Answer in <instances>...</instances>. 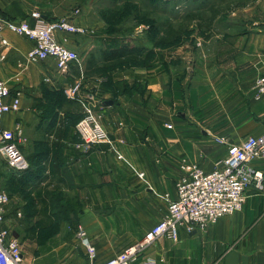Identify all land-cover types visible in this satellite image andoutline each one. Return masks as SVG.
<instances>
[{
    "label": "crops",
    "instance_id": "1",
    "mask_svg": "<svg viewBox=\"0 0 264 264\" xmlns=\"http://www.w3.org/2000/svg\"><path fill=\"white\" fill-rule=\"evenodd\" d=\"M243 1L239 6L208 9L206 30L216 27L218 33L211 42L198 41L199 53L181 71L172 68L173 57L158 54L155 41L135 46L149 48L146 59L133 60L135 66L109 77L103 72L96 75V66L109 64L101 54L110 48L109 33L96 31L95 36L71 39L79 56L84 53L74 70L84 66L86 71L74 81L86 82L83 94L92 93L104 103L112 101L97 109L109 143L86 152L78 147L74 126L88 102L65 98L64 104L56 103L65 82L54 76L51 59L46 67L25 66V100L20 94L19 113L5 115L2 122L7 129L16 123L22 126L25 158L30 166L36 165L35 171L31 166L34 173L28 174L25 186V222H15L13 198L5 213L6 227L25 225V264H57L51 241L65 233L68 225L74 234L77 227L86 231L97 263L117 256L163 219L168 200L175 198L182 160L210 172L221 167L225 157V147L215 144L214 137L238 144L264 132V104L253 100L252 91L254 81L264 75V0ZM19 5L17 0H0V12L13 21L27 20L33 11L46 20L61 15L44 0ZM2 36L8 46L0 49L5 56L0 59V79L12 94L21 93L18 83L12 82L13 72L33 43L7 31ZM45 76L52 82H42ZM71 104H77L79 112H72ZM251 166L264 175V160ZM81 252L76 264H87ZM150 261L264 264V192L249 187L241 211L222 217L204 231L180 230L174 243L156 240L131 264Z\"/></svg>",
    "mask_w": 264,
    "mask_h": 264
},
{
    "label": "built area",
    "instance_id": "2",
    "mask_svg": "<svg viewBox=\"0 0 264 264\" xmlns=\"http://www.w3.org/2000/svg\"><path fill=\"white\" fill-rule=\"evenodd\" d=\"M4 31L33 43L24 56L25 65L46 67L48 59H51L55 65L54 72L58 75L68 74L79 61L78 52L70 45V37L92 34L84 26L73 24L67 19L48 21L39 12H32L27 20L21 21L8 20L0 12V49L8 46L7 39L2 36ZM4 58L0 55L1 60ZM43 82L52 81L45 76ZM61 90L67 99L83 98L88 102L83 109L84 115L75 124L78 147L86 152L92 147L109 143L101 115L93 112L94 108L103 107L104 102L96 100L94 94H83L79 82L63 85ZM252 91L253 100L264 104V75L254 81ZM20 109V93L12 94L10 87L0 79V158L8 169L22 173L29 169V163L20 150V145L25 142L23 128L16 123L12 129H7L2 123L5 115H15ZM213 140L217 145L225 147L221 167L206 172L199 165L183 160L174 183L175 198L168 200V194L164 195L168 200L165 216L136 244L105 262L97 263L95 247L86 231L77 227L76 239L87 264H131L139 252L156 240L166 239L174 243L178 240L180 230L187 233L204 231L222 217L241 210L249 187L253 186L261 192L264 189V175L254 169L251 163L264 160V132L259 136H248L238 144L230 143L221 136ZM9 203L8 194L0 190V264H23L24 254L20 243L4 228ZM150 263L154 264L152 261Z\"/></svg>",
    "mask_w": 264,
    "mask_h": 264
},
{
    "label": "rangeland",
    "instance_id": "3",
    "mask_svg": "<svg viewBox=\"0 0 264 264\" xmlns=\"http://www.w3.org/2000/svg\"><path fill=\"white\" fill-rule=\"evenodd\" d=\"M44 1L45 3L51 5L50 7L53 8L54 12L57 11V13L61 14L58 15L57 18L55 19H61V18L67 19L69 22H72L73 24L75 23L77 25L84 26L90 31V33H92L90 35H85L84 37H88L91 35L95 36V34H97L98 31L99 33L107 31L109 33L108 42L110 43V47L123 44L124 43L123 41H126L125 45H129L130 47H135L138 44L146 46L149 45L150 42H155V41L158 42V39L162 35H165V32L168 29L167 27H169V25L172 24L174 29H176L180 33L179 39L176 40L172 44V46H168V47H165L158 43V48H159L158 54L159 55L167 54L169 55L168 57H173L174 60L172 59L170 62L172 68L175 71H181L185 67L188 68L190 66L186 64V62L188 60L193 59V57H195L196 54L199 53L201 44L198 43V41H202V40L207 41L209 39L208 42H211V40L215 36V33H218L216 27L212 28V31L210 32L206 30L208 29L207 22L210 18L208 9H210V11L212 12V8L214 7V5H216L215 10L217 9L220 10L229 7V4H232L233 6L235 5L239 6L245 2L243 0H44ZM17 2L20 4L19 5L20 7H22V5H25V0H17ZM33 12H37V11H33ZM84 37H79V38H84ZM73 38H75V36H71L70 41ZM198 38L201 39L198 40ZM148 49L149 48L146 47L137 50L139 51L138 53L140 54V59L143 58L146 59V57L149 55ZM83 57H84V53H80L79 62H81ZM146 61H142V63ZM18 63L21 64L20 68H18ZM18 63L15 66L16 70L13 72L14 78L12 82L14 81L13 83H18L17 85L19 87V91L21 92L20 94L22 95V99L25 100V85L23 84V80H24L23 74L25 72L26 65L24 59L20 60V62ZM135 64H137V62H134L133 60L126 62V64L124 63L115 66L104 64L102 66H96L95 71L94 69L93 71L94 74L96 75H100L103 72L107 77H109L112 76L113 74H117V72L124 71L125 68L133 67L135 66ZM161 64L165 65L163 61ZM27 65H35V64H27ZM52 65L55 66L54 63ZM74 68L75 67H72L69 73L66 75H58L55 73L54 76L56 78L57 77L61 78L65 82L64 83L65 85L66 84L71 85L74 82H79L80 88L82 90L83 84L86 82L83 79L75 80V81L74 79L77 77V74H80L81 72H84L85 75L86 74L85 68L84 66L82 67V70L80 69L74 70ZM100 81L104 82L105 78L100 79ZM122 82H124V80H122ZM124 84L125 87H127V84L125 82ZM94 97L96 100H100L95 95ZM65 98L66 97L61 90L58 93V95H56L55 101L59 105L64 104ZM71 107H72L71 108L72 112L74 113L79 112L77 104L76 105L71 104ZM97 109L98 107L96 109L95 108L93 109V112L96 114L98 113ZM83 115H84V110L82 109V114H80L78 120H80ZM78 120L76 121V123L78 122ZM20 150L23 156L25 157V142H23L20 145ZM181 162L179 163V166ZM32 165H33V171H35L36 165L31 164V166ZM43 167L44 166L42 165L41 168ZM45 167H47V164H45ZM30 169L31 167L29 168V170ZM33 171L32 169L27 173L25 172L19 173L12 171L8 169V167L5 165L4 160L0 158V190H3L8 194L10 198V203H11V199L12 198L14 199L13 205H15L14 206L15 208L13 210L12 215H14V217L16 218L15 222L17 221L25 222V198L28 197L26 195L27 193H25V186L28 185L29 182L28 174L34 173ZM261 192H264V189ZM4 228L8 230L9 234L12 235L14 238H16L20 243L24 254L23 264H25V225H21L20 227L19 226L15 227L14 225L13 227H6L4 224ZM51 229L53 231L54 227L52 226ZM72 231H73V227L71 225H68V228L65 233L60 234L57 239L51 241V243L55 246L54 258L57 264H76L78 258L82 256L81 255L82 249L78 243V240L76 239V235Z\"/></svg>",
    "mask_w": 264,
    "mask_h": 264
},
{
    "label": "trees",
    "instance_id": "4",
    "mask_svg": "<svg viewBox=\"0 0 264 264\" xmlns=\"http://www.w3.org/2000/svg\"><path fill=\"white\" fill-rule=\"evenodd\" d=\"M55 20V19H48V21ZM179 31L174 29V27H170L168 30H166L165 35H162L158 39V43L163 45V44H168V43H174L176 40L179 39ZM138 48L136 47H130L128 45H116L110 47L108 50L103 51L102 58L104 61L109 62V65H121L127 60H137L140 58V54L138 53L139 51ZM6 165V164H5ZM29 164V168H30ZM31 170V169H30ZM29 169L25 171V173L30 171ZM45 223V222H44ZM47 226V223L45 224ZM55 227V225H53Z\"/></svg>",
    "mask_w": 264,
    "mask_h": 264
},
{
    "label": "water",
    "instance_id": "5",
    "mask_svg": "<svg viewBox=\"0 0 264 264\" xmlns=\"http://www.w3.org/2000/svg\"><path fill=\"white\" fill-rule=\"evenodd\" d=\"M104 105H112V101H106Z\"/></svg>",
    "mask_w": 264,
    "mask_h": 264
}]
</instances>
